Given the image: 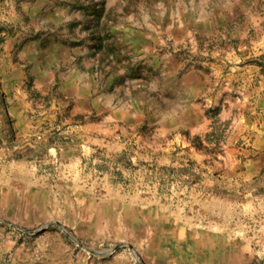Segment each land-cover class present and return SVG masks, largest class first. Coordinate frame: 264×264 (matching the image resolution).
Instances as JSON below:
<instances>
[{"label": "rangeland", "instance_id": "1", "mask_svg": "<svg viewBox=\"0 0 264 264\" xmlns=\"http://www.w3.org/2000/svg\"><path fill=\"white\" fill-rule=\"evenodd\" d=\"M0 264H264V0H0Z\"/></svg>", "mask_w": 264, "mask_h": 264}, {"label": "water", "instance_id": "2", "mask_svg": "<svg viewBox=\"0 0 264 264\" xmlns=\"http://www.w3.org/2000/svg\"><path fill=\"white\" fill-rule=\"evenodd\" d=\"M117 247H118V245L113 246L111 248L103 249L100 251H93V252L98 254V255H107L108 253H112L114 250H116Z\"/></svg>", "mask_w": 264, "mask_h": 264}]
</instances>
